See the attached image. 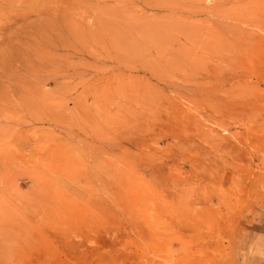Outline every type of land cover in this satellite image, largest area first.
Here are the masks:
<instances>
[{"label": "rangeland", "instance_id": "1", "mask_svg": "<svg viewBox=\"0 0 264 264\" xmlns=\"http://www.w3.org/2000/svg\"><path fill=\"white\" fill-rule=\"evenodd\" d=\"M0 264H264V0H0Z\"/></svg>", "mask_w": 264, "mask_h": 264}, {"label": "bare ground", "instance_id": "2", "mask_svg": "<svg viewBox=\"0 0 264 264\" xmlns=\"http://www.w3.org/2000/svg\"><path fill=\"white\" fill-rule=\"evenodd\" d=\"M34 1H35V0H34ZM36 2H37V1H36ZM30 3H31V2H30ZM46 5H47V4H46ZM48 9H51V8H48ZM48 9H47V10H48ZM54 9H55V8H54ZM51 10H53V8H52ZM54 11H55V10H54ZM57 12H58V11H57ZM95 18H96V17H95ZM98 18H99V16H98L96 19H97V20H104V19H101V17H100V19H98ZM105 20H106V19H105ZM97 22H98V21H97ZM100 22L102 23L103 21H100ZM100 22H99V23H100ZM107 22H108V21H107ZM101 23H100V24H101Z\"/></svg>", "mask_w": 264, "mask_h": 264}]
</instances>
